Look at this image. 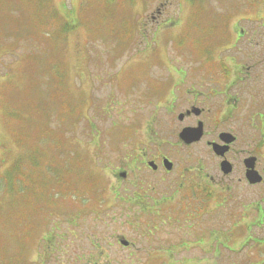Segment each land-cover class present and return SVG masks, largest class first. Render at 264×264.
<instances>
[{"label":"rangeland","instance_id":"obj_1","mask_svg":"<svg viewBox=\"0 0 264 264\" xmlns=\"http://www.w3.org/2000/svg\"><path fill=\"white\" fill-rule=\"evenodd\" d=\"M29 1L2 0L4 3L3 15L7 16L0 15V18L3 17L0 21V28L7 30L10 37L5 39L0 35V48L4 51H11L14 47L30 45L31 40L28 35L31 34L34 43L42 51L48 49L50 51L48 58L45 57L37 61H34V56L23 57L25 62L13 68V79L9 80L7 87L0 79V167L3 171L4 165L10 164L11 166L17 163L21 156L25 163L23 172L27 174L25 181L21 183L22 180H19L18 177L20 175L19 166L17 165L0 183V186L8 189L12 195L24 189L26 192L29 189H34L31 176L34 171L31 168L27 169V167L33 161L29 156L35 157L37 155L38 147L36 144L39 138V143L45 144L40 147V150L48 156L51 164L68 168V171L64 179L53 182L52 187L56 188V193L49 195L47 190H44L42 197L38 201L37 199L33 201V204H36L32 208L22 209L18 206L21 203L20 200L8 203L10 199H8L9 195L7 194L0 198V201L4 199L2 201L3 209H0V213L2 211L7 213V210L9 212L15 208L16 213L0 216L2 222V219L6 221L9 217L7 215H12L13 223H10V232L15 221L30 220L33 217L39 218L37 225L41 226L36 229L31 228L32 231H29L31 236L35 237V243L29 244L30 246L26 245V241L31 236L29 234L26 236L27 227L23 222L20 223L19 228H16L17 240L10 243L4 241V247H2V238L6 231H1L0 260L4 258V255L18 251L17 245L20 243L26 245L24 258L28 264L45 262V259L42 260L40 256L41 247L37 238L48 234L46 228H42L44 223L41 222V219L44 222H46L45 219L52 221L55 217H46L54 214L60 216L56 220L59 219L58 227L61 240H58L57 244L53 243V249L56 251L55 257L53 261L47 264H85L88 253L95 252L92 246L93 238L108 253L110 264L126 262V251L122 250L117 243L118 240L122 239L131 242L132 245L134 243L135 264H145V257L148 259V263L152 264L156 258L155 253L164 254L166 251L168 255H174L175 260L178 258L187 260L181 264H264V242L259 243L253 240L261 241L264 239V222L262 225L258 224L259 214L255 209L246 211V209L253 208V205L248 201L262 205L264 211V203L260 202V198L264 195V186L260 189H245L236 183L237 174L228 176L225 180L228 183L218 185L216 208L213 206L203 207L208 210L206 214L212 218L203 215L202 220L192 224V229H179L181 235H178L177 227L179 224L177 223L179 222L173 221L169 217L166 218L169 215L168 211L153 210L151 214H141L138 210L140 215L138 216L137 213L134 218L137 209L128 203L119 204L115 200L112 185L117 182V179L113 175L112 169L118 156L115 146L106 142L108 139L106 135L110 137L109 140L118 138L120 142L117 147L119 150H124L122 153H125L132 151L130 147L123 149L122 143L128 139L129 146L132 145L133 141L139 151L142 152L141 148L149 136L146 134L147 121L145 115L139 116V114L146 113L148 106L145 105L147 101H144L143 97L149 92V89H154L148 85V76L156 82L164 80V78H172L175 81L176 76H179L175 74L179 67L188 71L194 69L196 65L199 66L194 58L209 50L207 44L213 45L211 48L213 54H219L222 57L232 55L245 60L254 52L256 58L247 61L245 67L249 66V68L244 67V71L248 73L246 83L252 87L249 90L242 88L238 91L239 105L242 109L240 115L246 113L252 118V97L264 99V92L262 91L264 67H259L258 70L257 66L252 65L257 60L264 61V20L257 22L251 19L252 22H239L238 27L236 20L231 26H227L230 22L226 25L223 19L217 23V26L214 25L216 28L212 31V25L202 21L201 16L203 17L218 7L221 8V11H217V15L229 13V9L246 11L247 7L251 12L253 8L262 7L263 0H205L201 5L205 11L198 12L196 16L193 15L192 19V16L189 17L192 8L189 4L190 0H47L43 7H40V3L36 6ZM201 1L198 0L196 5H199ZM160 4L167 9L163 10L161 14L163 18L161 17L159 21L162 22L164 18L169 17L171 23H167L165 29H171L163 36L158 37V42L151 44L146 50L144 49L145 44H149L148 39H151L152 35H148L147 38L141 37L133 29L139 28L145 33L153 32L156 30L157 24H143L141 22L135 28L133 18H139L137 14L144 9H148L150 13L153 7L160 6ZM51 8L57 10L53 15L56 21L49 24L48 21L54 13ZM59 22L64 23V28L69 27L71 32L66 37L64 36L62 44L60 38L52 42L50 35L52 28L58 26ZM194 24L197 25V29L193 26ZM205 28L211 31H205ZM238 28H243L246 36L236 41L235 31L238 32ZM127 32L131 33L128 38L124 37ZM58 33L52 34L53 38ZM193 40L196 41L197 48L186 45ZM52 45L53 49H51ZM123 45H128L127 52L121 50ZM123 52L124 54H122ZM111 53L114 65L109 69L106 65L108 61L105 58L109 57ZM123 55H126L127 60L122 64ZM32 61L35 66L33 70L35 73H30L32 69L29 62ZM47 62L50 65H63L61 72H66L67 77L71 73H73V77L74 73H78L79 82L77 81L78 78H73L72 84L74 81L79 85H87L91 79H88V76H95L102 72L105 77V85L96 83L94 88L90 89L91 92L88 90L89 96L92 95L96 103L95 107L99 110H81L82 117L76 115L78 111H70L69 116H66L67 113L64 110H50L57 109L64 103H70L71 100L63 94L61 80L57 76L44 82L41 88L39 78L51 73L54 69L52 66L50 68L46 64ZM42 66H48L47 71H44ZM3 68V65L0 64V72L3 71ZM121 70L123 75H129L131 80L127 86L120 85L117 87L115 85L117 79L113 78H119ZM150 82L152 81L150 80ZM66 87L68 88L67 83ZM118 88L128 90L124 93H130H120ZM109 95H112L113 98L115 96L116 101L109 107L110 111H107L105 106ZM86 98L88 97L86 96ZM261 111H264V107ZM99 114L101 119L97 118L98 120H91L90 122L84 119L86 116L91 117ZM64 117H67V120H64ZM76 121L84 124L78 125L79 122L76 123ZM241 123L240 119H237L228 126V129L233 130V133L240 138L236 148L263 150L264 143L260 140L259 125H253L248 133L246 131L248 129L247 123L244 127ZM255 123L257 122L255 121ZM106 128L111 129L110 134L106 132ZM129 129L134 131V135L126 133V130ZM115 130L119 131L115 133ZM208 132H212V129L210 128ZM46 139L50 141L62 139L63 143L60 144L59 150L54 151V146L47 147L49 144H46ZM169 142L172 141L169 140ZM144 149L145 153L157 150L153 144L149 143L148 147H144ZM258 151L260 153V150ZM22 152L24 153L22 154ZM179 152L181 154H174V152L168 154L172 161L179 165H176L172 174L163 176L158 173L154 175L146 173L147 178L145 172H136L138 177L142 176L140 178L142 185L139 184L133 190L146 195L149 194L151 197H165V194L169 196L171 194L170 191H167L169 186L173 189L179 181L182 182L183 179H190L193 176L196 170V160L204 163L208 177L224 181L219 175L215 162L210 163L207 160L208 149L204 143L181 148ZM230 155H234V153ZM75 156H78L82 162H75L80 174L69 168V164ZM83 158L87 162H83ZM262 162L264 163V160ZM182 167L189 169L188 172L184 173V177L171 179L179 177ZM35 172L38 173V167ZM36 178L34 176V180ZM160 178L164 179L165 182H161ZM193 179H196V176ZM196 183L202 184L200 180H197ZM44 184V187L47 188L52 184V181L46 179ZM226 186L231 188L230 193L226 190ZM103 187L107 191L103 192L101 197H89L88 191L92 193ZM76 189L83 191L84 199L77 197L78 194L73 192ZM219 195H223L222 199L225 202L221 201ZM246 202L247 204H245ZM244 204L243 208L242 205ZM77 214L87 215L81 220V227L77 224V229L71 228L66 231L68 225L65 221L68 219L64 216ZM242 220L243 222L238 225L245 224L244 236L228 229L231 224ZM212 228L217 231L214 234L215 239L211 242ZM181 239L187 241L188 244L186 245L182 241L187 251H183L179 255L175 254L173 248L164 250L162 246H159L160 250L158 251L152 249L156 243L176 244L181 242ZM192 241L193 244H191ZM82 255L84 259L80 262L77 257ZM5 259V262L9 263L10 258L6 256ZM246 259L249 260L246 261ZM104 263L107 264L103 259L99 261V264Z\"/></svg>","mask_w":264,"mask_h":264},{"label":"flooded vegetation","instance_id":"obj_2","mask_svg":"<svg viewBox=\"0 0 264 264\" xmlns=\"http://www.w3.org/2000/svg\"><path fill=\"white\" fill-rule=\"evenodd\" d=\"M249 59H252V56L249 55L245 60L243 59L244 67ZM259 67H264L263 60H257L258 70ZM245 68H249V66ZM231 74H233V72ZM247 77L248 73L245 72L244 76L238 82H234L228 76H216L213 72H203L200 75L194 77V83L192 86H188L185 82H183V80H177L179 76H176L175 81L172 78H164L163 80V84L166 86V93L163 96L161 110L162 123H159L154 118L156 127H153L150 130V133L154 136H167L170 133L173 134V136H178L181 130L185 127L195 128L198 126V124H202L203 138L199 143H204L205 146H207L209 154L207 160L210 163H212V161L215 162L219 175L224 181H222V179L208 177L204 163L202 161L196 160V170L193 173V178L196 176V179L192 178L195 183L193 185L189 182L188 187L195 186L197 180H200L207 190L202 188V186H199L198 192L203 196H210V199L215 201L214 205H210L213 207H216L215 204L217 199V188L219 187L218 185H225L228 183L225 180L230 175L237 174L238 178L236 179V183L245 189H260L262 186H264V163L262 162L263 159L261 158L259 151L257 149L248 150L236 148L239 145L240 138L233 133V130L228 129V126L231 125V122L240 119L242 122L241 124H243L249 117V115L246 113H241L240 115L242 109L239 105V99L237 97L239 90L242 88L249 90L250 87H252V85H248L246 83ZM262 85H264V82ZM262 91L264 92V87H262ZM257 100L258 102L256 105L257 108H259L257 110H261L264 107V99ZM210 128L212 129V132H208ZM170 129L171 131L169 133ZM224 134L232 135L234 137V141L229 145L228 152L223 157L219 158L213 154L209 144L217 143L223 145L220 142V137L223 140L229 139V136ZM176 153L181 154L180 152ZM231 153H234V155H230ZM140 157L144 164L149 162L153 163L152 165H154V168L151 167L152 169H150L147 167V169L151 171V174L158 173L164 176L170 175L173 168L175 169L176 165H178L172 161L167 153L158 151V149L154 151L150 159L146 155H142ZM246 159H253L250 161L248 160L247 162L249 169H246ZM165 160H168L172 163L171 171H166L164 167ZM223 161H226L230 164L232 169L230 175H223L221 173L220 164ZM134 164L136 163H133V165ZM133 165H128L127 170L132 169ZM250 170L256 173L255 178L259 179V182L255 184L249 183V181L246 179V172ZM122 172L126 173L127 175V171ZM122 172L118 173V177H122ZM123 179H126V177L123 176ZM121 185L122 183L119 182L118 186L120 187ZM179 187H181L183 190V183ZM225 188L229 193L230 187L226 186ZM173 193L175 195L173 194V196L170 194L169 198H153L150 200V202H152V207L164 211L171 203H175V198L188 196L186 193H183L176 188L173 189ZM169 199H171V202H169ZM128 201L132 203L131 199H128ZM260 202L264 203V195L260 198ZM204 213H208V210H206ZM72 228L75 229L77 226H72ZM158 244L163 247V242L156 243V245ZM131 246L132 243L130 242L128 246H121V248L127 252L126 262L122 264L136 263V252L135 250H131Z\"/></svg>","mask_w":264,"mask_h":264},{"label":"trees","instance_id":"obj_3","mask_svg":"<svg viewBox=\"0 0 264 264\" xmlns=\"http://www.w3.org/2000/svg\"><path fill=\"white\" fill-rule=\"evenodd\" d=\"M29 1V0H28ZM32 3H34V0H30ZM29 1V2H30ZM45 1H47V0H40V7L42 6H44V3H45ZM197 2H198V0H190V5H191V7H193V9L195 10V11H200V9L202 10L203 8H202V4L205 2V0H202L201 2H200V4L199 5H196L197 4ZM2 0H0V8H1V6H2ZM37 6H38V4H37ZM239 10L240 9H235V10H231V9H229V11L230 12H233L234 14H237L238 12H239ZM54 15V14H53ZM53 15H51V18L49 19V21H48V23L49 24H51L52 22H54V21H56V19L53 17ZM196 16V15H198V13L197 12H194L193 14H192V16ZM141 17V16H140ZM201 19H202V21H204L205 23H209V24H211L212 25V27H211V30L213 31L216 27L215 26H217V23H220L221 22V20L222 19H220V17H218L217 15H216V13L215 12H212V13H208V14H205L203 17L201 16ZM0 21H1V18H0ZM198 23V22H197ZM61 24H62V26L64 27V24L63 23H61V22H59V26H61ZM134 25L136 26V23L134 22ZM215 25V26H214ZM195 28H196V24H195ZM66 31H68V28L66 27V28H64ZM133 30H135V29H133ZM210 29H208V28H205V31H211ZM11 31H13V30H11ZM7 32V30H3V29H1L0 28V35H4L5 33ZM11 34V33H10ZM100 40H101V38H100ZM127 46L128 45H123L122 46V48H121V50H124V49H127ZM211 48H212V45H208V51H206L203 55H205V54H207L206 56L207 57H213L212 55L213 54H211V53H209L210 52V50H211ZM100 56H102L100 53H98ZM103 57V56H102ZM106 59V61H108V63H107V66H108V68H110V67H112L114 64V60L112 59V53L110 54V56L109 57H107V58H105ZM110 59V60H109ZM85 63V62H84ZM44 68H46L45 66H44ZM47 69V68H46ZM61 69H62V66H60L59 68H58V70H57V74H55L54 76H57V77H61V90H62V92H63V94L65 95V96H67L71 101H69L70 103H64V104H62L60 107H59V109L60 110H64V111H66V112H68V113H70V111H78V112H76V115L78 116V117H82L83 115H82V112H81V110H87L88 108L86 107V104H87V102L89 101V102H91L92 101V96H89V94H90V92L88 93V91L87 90H85L84 88H82V84H80L79 85V83H75L74 81H73V84L72 83H70L69 82V80H68V78H66V75L64 76V74L61 72ZM77 76H78V74H77ZM76 76V78L75 79H77V81L79 82V80H80V77H77ZM67 83L68 84V82H69V84H68V87L69 88H67L65 85H64V83ZM79 88V89H78ZM70 89V90H69ZM86 96L88 97V98H86ZM73 114V113H72ZM95 117H99V115H96V116H92V117H87V119L88 120H95L94 118ZM78 121H76V123H77ZM75 123V124H76ZM74 124V125H75ZM73 125V126H74ZM72 126V127H73ZM71 127V128H72ZM71 128H69V129H71ZM68 129V130H69ZM111 130V129H110ZM110 132V131H109ZM108 132V133H109ZM110 134V133H109ZM106 137L108 138V139H110V137L108 136V135H106ZM39 159H40V157L39 156H35L34 157V160L35 161H39ZM78 160V161H80V163H82L81 162V160H80V158L78 157V156H75L72 160H71V163L69 164V168L70 169H75V167H76V163H75V161L74 160ZM84 161H86L84 158H83V162ZM87 162V161H86ZM4 164H6V163H4ZM32 164V163H31ZM30 164V166H31V169H34L35 167L33 166V164L31 165ZM19 166V171H20V175H18V177H19V180H22V181H20L21 183L22 182H24L25 181V179H26V177H27V174L26 173H24L23 172V170H24V166L22 165V163H21V160H20V158H19V160L17 161V163H14V164H12L11 166H10V164H7V165H4V168H3V171H2V168L0 169V183L1 182H3L4 181V179L7 177V175L8 174H10L13 170H14V168L16 167V166ZM45 166L47 167V168H51L50 170H48V171H45V170H40V171H38V173H36L35 171V173L33 172L32 174H31V176H32V181H33V185H32V187H34V189H36V190H34V189H29L27 192H26V189H24V190H22L21 192H22V194H21V192H18L17 194H15V195H12V194H10V192L8 191V189H6V188H4V187H1L0 186V198H2V197H4L6 194L7 195H9V197H8V199H10V201L8 202V203H10L11 201H19L20 200V205H18V206H20L22 209H24V208H26V209H29V208H32L36 203H34L33 204V201L34 200H36L37 199V201L42 197L41 195H42V192L44 191V190H47V192H48V194L49 195H51V194H53V193H51V190H54V189H56L55 187H52V185L54 184L53 182L54 181H56V180H58V179H64V177H65V175H66V172L68 171L67 169L68 168H63V167H61V166H56V167H53L52 166V164H51V162H49V161H47L46 163H45ZM53 167V168H52ZM33 171V170H32ZM34 176L35 177H37L35 180H34ZM46 179H50L51 181H52V184L51 185H49L47 188H45L44 187V181L46 180ZM71 181V180H70ZM101 190L100 189H98V190H95L94 192H90V191H88V193H89V197L90 198H98L99 196L101 197L102 196V194H103V192H100ZM26 192V193H25ZM73 192H75V194H78L77 195V197L79 198V199H84L83 198V191H79V190H74ZM79 192H80V194H79ZM27 193H29V194H27ZM93 194H95V195H93ZM198 194V205L196 206V207H194L191 211H190V213L188 214V215H185L183 218H186V220H189V221H192V220H198L199 218H200V216L201 215H203V213L205 212L204 211V208L203 207H207V206H210V205H212L213 204V200L212 199H210V196H206V197H204V198H202L201 199V196H200V194L199 193H197ZM118 195V197L117 196H115L114 198H116V199H119L120 200V204L121 203H125V201L126 202H128V200H125V198H124V196H121V195H119V194H117ZM87 198H88V195H87ZM128 199H131L132 200V202H135V203H138V204H140L141 206H143V207H145L146 206V201L144 200V199H141V198H139V196H132V197H129ZM4 200V199H3ZM3 200H1L0 201V209H3V204H2V201ZM28 204H30V205H28ZM182 208H184V207H182ZM177 212V211H176ZM175 212V213H176ZM14 214V213H16L15 212V208H14V210L13 211H9L8 212V210H7V213H3V211H2V213H0V216H4V215H6V214ZM7 216H9L7 219H6V221H4V219H2V222H1V227H0V232L1 231H6V233H4V236H3V238H2V240H3V245H2V247H4L5 245H4V241H7V242H14L15 240H17L16 239V235H17V230H16V228L18 227H20V223H22L23 222V220H18V221H15L14 222V226H13V228H12V231L10 232V223H13L12 222V215H7ZM74 218H76L75 216H74ZM28 231V230H27ZM26 233V232H25ZM27 234V233H26ZM52 239H53V237L52 236H50L49 238H47L46 237V240H45V242H44V246H43V249H41V254H40V256H41V259H47V260H49V258L51 257V254H52V252H51V243H52ZM26 245H27V243H26ZM26 245L24 246V245H21L20 243L17 245V249H18V251H16L15 253H9L8 255H4V258L2 259V260H0V264H10V262H12L11 264H28V262L26 261V259L24 258V254H25V250H26ZM1 247V248H2ZM0 254H1V252H0ZM6 256H8L9 258H10V261H9V263H6L5 262V258H6Z\"/></svg>","mask_w":264,"mask_h":264},{"label":"water","instance_id":"obj_4","mask_svg":"<svg viewBox=\"0 0 264 264\" xmlns=\"http://www.w3.org/2000/svg\"><path fill=\"white\" fill-rule=\"evenodd\" d=\"M182 139L184 140V141H186V142H190V141H196L197 139H198V137L196 136V138H192V140H190L189 139V137L190 136H188L185 132L184 133H182ZM193 139H195V140H193ZM221 148L220 147H214V150H220ZM223 166V165H222ZM224 167H225V165H224ZM226 173H228L230 170L228 169V170H224ZM250 176H252V175H250Z\"/></svg>","mask_w":264,"mask_h":264}]
</instances>
